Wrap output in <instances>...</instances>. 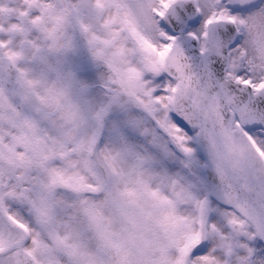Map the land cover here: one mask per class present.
<instances>
[{"label": "snow or ice", "instance_id": "6c2138e0", "mask_svg": "<svg viewBox=\"0 0 264 264\" xmlns=\"http://www.w3.org/2000/svg\"><path fill=\"white\" fill-rule=\"evenodd\" d=\"M0 264H264V0H0Z\"/></svg>", "mask_w": 264, "mask_h": 264}]
</instances>
